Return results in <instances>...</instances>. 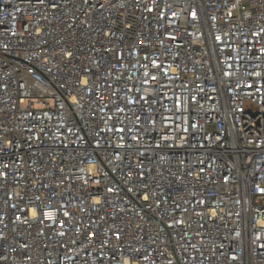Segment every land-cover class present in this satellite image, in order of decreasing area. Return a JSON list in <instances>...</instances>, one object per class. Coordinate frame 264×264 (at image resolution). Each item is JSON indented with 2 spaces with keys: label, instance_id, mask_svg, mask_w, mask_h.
<instances>
[{
  "label": "built area",
  "instance_id": "built-area-1",
  "mask_svg": "<svg viewBox=\"0 0 264 264\" xmlns=\"http://www.w3.org/2000/svg\"><path fill=\"white\" fill-rule=\"evenodd\" d=\"M0 264H264V0H0Z\"/></svg>",
  "mask_w": 264,
  "mask_h": 264
}]
</instances>
